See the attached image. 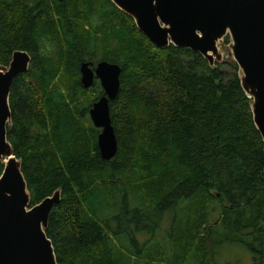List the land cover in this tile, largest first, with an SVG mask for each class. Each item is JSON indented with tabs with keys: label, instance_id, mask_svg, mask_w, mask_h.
<instances>
[{
	"label": "trees",
	"instance_id": "1",
	"mask_svg": "<svg viewBox=\"0 0 264 264\" xmlns=\"http://www.w3.org/2000/svg\"><path fill=\"white\" fill-rule=\"evenodd\" d=\"M17 51L32 63L12 88L8 140L32 207L62 192L46 230L59 264H213L227 243L264 264V143L237 64L229 75L158 49L111 0H0V66ZM86 61L123 69L112 161Z\"/></svg>",
	"mask_w": 264,
	"mask_h": 264
},
{
	"label": "water",
	"instance_id": "2",
	"mask_svg": "<svg viewBox=\"0 0 264 264\" xmlns=\"http://www.w3.org/2000/svg\"><path fill=\"white\" fill-rule=\"evenodd\" d=\"M131 17L137 28L158 49L171 45L203 56L212 67L223 62L219 43L230 36L229 57L239 66L246 95L264 143V0H111ZM32 58L14 53L9 67L0 66V264H59L46 230L53 210L61 203L57 191L32 207V197L19 160L8 140L12 124L11 92L17 79L28 73ZM123 69L108 61L83 62L81 84L86 90L98 81L103 89L90 110L100 130L101 157L112 161L119 141L111 117V103L121 91Z\"/></svg>",
	"mask_w": 264,
	"mask_h": 264
},
{
	"label": "rangeland",
	"instance_id": "3",
	"mask_svg": "<svg viewBox=\"0 0 264 264\" xmlns=\"http://www.w3.org/2000/svg\"><path fill=\"white\" fill-rule=\"evenodd\" d=\"M231 44L232 40L230 36L219 43V50L223 54L221 71L229 75L234 73L232 64H237L236 61L229 57ZM213 264H253V257L250 251L244 246L227 243L216 247Z\"/></svg>",
	"mask_w": 264,
	"mask_h": 264
}]
</instances>
